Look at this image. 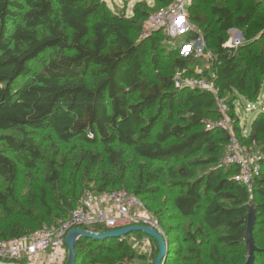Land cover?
I'll list each match as a JSON object with an SVG mask.
<instances>
[{
	"label": "trees",
	"instance_id": "1",
	"mask_svg": "<svg viewBox=\"0 0 264 264\" xmlns=\"http://www.w3.org/2000/svg\"><path fill=\"white\" fill-rule=\"evenodd\" d=\"M170 2L138 3L134 14L126 15L105 0H0V141L7 145L0 150V207L11 210L17 161L28 168L47 162L46 181L53 186L70 153L79 151L86 162L80 194L87 188L125 189L139 197L165 231L166 264H244L252 204L255 264H264V111L247 135L236 113L241 98L261 97L264 0H193L194 30L187 37L203 34L213 55L201 71L195 66L206 60L180 53L185 36L145 33L151 14ZM232 28L245 37L235 48L225 45ZM37 60L40 67L34 69ZM177 73L213 82L230 107L237 137L258 150L263 169L252 191L234 179L236 166L224 162L229 133L207 128L220 116L214 93L176 86ZM12 130L19 136L3 134ZM40 130H52L70 151L46 157L33 136ZM56 191L55 205L44 191L38 197L43 205L36 201L34 213L26 211L33 223L0 229V240L67 219L80 194ZM159 195L162 201L153 208L148 198ZM76 253V264H122L136 256L132 245L118 238L83 237Z\"/></svg>",
	"mask_w": 264,
	"mask_h": 264
},
{
	"label": "built area",
	"instance_id": "2",
	"mask_svg": "<svg viewBox=\"0 0 264 264\" xmlns=\"http://www.w3.org/2000/svg\"><path fill=\"white\" fill-rule=\"evenodd\" d=\"M192 2L193 0H171L168 5L156 10L148 22L146 21L145 33L163 30L173 40L185 36L186 39L181 43V54L206 60L209 63L206 67H210L213 55L206 46L204 35L198 33L194 38L187 37L194 30L189 19V8ZM229 34L230 37L225 44L227 47H238L245 40L241 29L232 28ZM202 67V63H197L195 69L201 71ZM175 84L178 87L206 88L214 93L220 116L217 120L209 121L207 128L218 127L229 133L224 162L227 165L236 166L234 179L252 191L255 180L261 176L263 164L259 153L258 155L251 153L237 137L230 107L223 98L219 97L213 82L207 78H184L181 73H177ZM263 101L264 99L261 101L260 97L258 101L250 102L246 110L256 109V105H260L264 111ZM236 113L238 115L237 111ZM243 133L245 134L244 129ZM130 225L149 226L166 238L165 231L157 218L135 194L125 189L105 192L88 189L67 219L43 226L19 237L0 240V263L66 264L68 258L66 236L70 230L74 228L89 230V227H99L105 231H111ZM118 239L127 240L136 250V256L126 258L122 264H154L156 246L151 236L139 231L131 232Z\"/></svg>",
	"mask_w": 264,
	"mask_h": 264
},
{
	"label": "rangeland",
	"instance_id": "3",
	"mask_svg": "<svg viewBox=\"0 0 264 264\" xmlns=\"http://www.w3.org/2000/svg\"><path fill=\"white\" fill-rule=\"evenodd\" d=\"M108 7L112 10H117L118 12H123L126 15H133V10L137 6L138 3L146 4L150 7L154 6L156 0H105ZM155 11L151 14L150 18L147 22L154 16ZM146 22V23H147ZM174 43V42H173ZM178 43V42H177ZM181 50V43L179 44ZM181 53V52H180ZM40 60L33 63V68L38 69L40 67ZM208 61H204L203 65H208ZM152 71L151 68H149ZM264 99V76H263V86L261 92V101ZM264 102V101H263ZM250 102L241 98L240 101L236 102V111L238 112V117L241 120V127L244 128L246 133L249 132L252 121L258 114V112L263 111L262 106L256 105V109L246 110ZM3 134L19 136L18 132L15 130L5 131ZM34 139L40 145L43 153L46 157L58 158L62 157V155L70 151L71 145L60 142L54 132L52 130H40L36 131L33 134ZM251 153L254 155H258V150L255 146H251L250 148L246 147ZM7 149V145L5 142L0 141V150ZM79 151L70 153L69 155V164L66 167L62 179L58 184L51 185V183L46 181V172L48 171L47 162L46 164L38 165L37 168H28L24 166V164L17 161L18 166V175L15 184V197L10 202V209H3L0 207V229L6 230L8 226L12 223L18 222H30L33 223V219L29 218V213L26 211H30L32 214L34 211L32 210L35 207V202L43 205L42 202L39 201L38 197L44 191L47 194V201L53 206L55 205V197L58 193L56 191L57 187H60L61 192L66 193L68 196H72L75 198L78 194H80V187L78 185V179L83 174L84 166L86 162L82 161L81 157H79ZM89 185L93 186L94 184L91 182ZM1 186V182H0ZM88 190L85 189L84 193ZM80 194L79 198H75L78 202L79 199L84 195ZM163 196L159 195L157 197H149L148 203L156 208L158 204L162 201ZM34 200V201H33ZM254 205V204H252ZM257 221V219H256ZM45 226L48 224H44ZM116 252L118 251L115 249Z\"/></svg>",
	"mask_w": 264,
	"mask_h": 264
},
{
	"label": "water",
	"instance_id": "4",
	"mask_svg": "<svg viewBox=\"0 0 264 264\" xmlns=\"http://www.w3.org/2000/svg\"><path fill=\"white\" fill-rule=\"evenodd\" d=\"M257 210L254 205L250 207L248 213L246 242L248 247V257L244 264H255L256 251L258 250L253 231L257 219ZM145 232L151 236L158 245V254L155 258L154 264H166L167 257L169 255V242L166 238L159 233L156 229H153L146 225H130L124 228L115 229L105 232H93L83 228H74L70 230L66 236V245L68 248V258L66 264H76L77 253L76 244L77 241L83 237L91 239H107V238H120L124 237L131 232ZM2 264V263H0Z\"/></svg>",
	"mask_w": 264,
	"mask_h": 264
},
{
	"label": "crops",
	"instance_id": "5",
	"mask_svg": "<svg viewBox=\"0 0 264 264\" xmlns=\"http://www.w3.org/2000/svg\"><path fill=\"white\" fill-rule=\"evenodd\" d=\"M259 113V112H258ZM244 129V128H243ZM245 131V130H244ZM245 134L247 135L248 133H246V131H245Z\"/></svg>",
	"mask_w": 264,
	"mask_h": 264
}]
</instances>
